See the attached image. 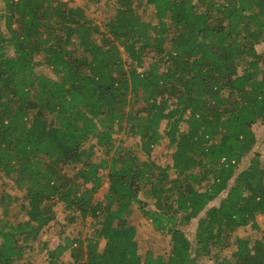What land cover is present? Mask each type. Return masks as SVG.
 I'll return each instance as SVG.
<instances>
[{
  "label": "trees",
  "instance_id": "1",
  "mask_svg": "<svg viewBox=\"0 0 264 264\" xmlns=\"http://www.w3.org/2000/svg\"><path fill=\"white\" fill-rule=\"evenodd\" d=\"M83 1L111 14L0 0V181L13 191L0 194V264H30L56 205L90 231L40 242L47 264H264V0ZM134 208L169 238L166 256L139 253Z\"/></svg>",
  "mask_w": 264,
  "mask_h": 264
},
{
  "label": "rangeland",
  "instance_id": "2",
  "mask_svg": "<svg viewBox=\"0 0 264 264\" xmlns=\"http://www.w3.org/2000/svg\"><path fill=\"white\" fill-rule=\"evenodd\" d=\"M84 1L79 4V6H84ZM108 8H104L103 6H86V12L91 17L94 19L96 22H99L105 14H111V7L110 4L107 5ZM2 8L1 2H0V10ZM143 10V7L139 5L138 11L141 12ZM108 12V13H107ZM145 15H148L146 12ZM257 53L259 55H262L264 53V48L262 45H259L256 47ZM44 74L48 76H52L50 71L43 68L40 70ZM163 128V127H162ZM253 131L256 137V145H255V152H259L264 159V124L263 125H255L253 126ZM130 143V142H129ZM129 143H125L124 145L127 146ZM172 150L168 148L167 142L163 141L161 144L157 147L154 148L152 152V160L159 166L164 165V164H170V155H171ZM100 155H97V161L99 160ZM251 156L245 157L242 160V164L240 165V170L244 168V165L249 161ZM70 172V171H67ZM102 175H105L106 172H102ZM107 190V184L105 183L103 187L99 190V192L95 195V202H100L103 199L104 194L106 193ZM2 192H8L10 194H13V191H11L8 187L3 188L1 186V181H0V194ZM224 196L222 194L219 198H217L211 205L216 206L219 202V200ZM140 199L142 202L149 204L148 199H146L143 195L140 196ZM136 207V206H134ZM54 212H55V220L50 224V227L46 230H44L38 241L33 243L28 251L25 252L24 256V262H28L30 264H47L45 262L46 256L44 253H40L41 251V245L39 244L40 242H46L49 246V248H53L56 245L60 243V236L63 233V235H68V236H74L76 233L81 232L83 234L87 233L90 231L89 228V223L88 222H82V221H77L75 224L72 225H65L64 224V217L65 214L62 212L60 205H56L54 207ZM129 224L134 226L137 231L136 239L138 241L139 245V253L143 255L146 251L151 250L155 255H162L166 256L169 253L170 250V244H169V238L162 236L159 233H156L151 225V223L144 219L141 213L137 208H134L133 213L128 219ZM258 223L260 227L264 226V217H259L258 218ZM197 224V219L193 220L191 222V225L188 226L185 229V233L190 241L193 242L194 239V234H195V228ZM233 236L235 237H247L250 236L253 239L258 238L259 234L249 230L248 228H242L239 229ZM103 246V242H101V248ZM234 246H230L225 250H216L213 249L214 254H218L220 257H225L229 258L231 253L234 251ZM64 260H68L67 254L64 257ZM198 264H212V260L208 258H202L198 261Z\"/></svg>",
  "mask_w": 264,
  "mask_h": 264
},
{
  "label": "built area",
  "instance_id": "3",
  "mask_svg": "<svg viewBox=\"0 0 264 264\" xmlns=\"http://www.w3.org/2000/svg\"><path fill=\"white\" fill-rule=\"evenodd\" d=\"M63 3H66L68 5H79L80 3L83 2V0H59Z\"/></svg>",
  "mask_w": 264,
  "mask_h": 264
}]
</instances>
